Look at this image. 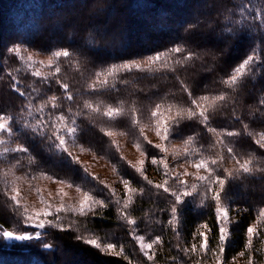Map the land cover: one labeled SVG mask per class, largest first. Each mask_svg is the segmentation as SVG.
Here are the masks:
<instances>
[{"label":"trees","instance_id":"1","mask_svg":"<svg viewBox=\"0 0 264 264\" xmlns=\"http://www.w3.org/2000/svg\"><path fill=\"white\" fill-rule=\"evenodd\" d=\"M242 4L259 6L264 4V0H251V3L249 0H0V112L16 118L12 122L10 145L24 144L37 162L30 167L12 168V158L17 155L14 153L8 154L10 163L0 162V231L32 235L36 231L41 232L39 238L23 242H8L0 235V264H127L122 257L100 252L76 240L75 237L81 233L97 238L101 243L123 245L126 254L136 264H152L140 253L138 242L128 234L129 227L120 219L118 208L122 207L126 199L124 192L116 191L117 185H121V178L129 180L130 186L137 190L128 193L133 197L128 211L137 221L136 234L150 241L157 235L163 239L161 245L154 246L155 264H173L171 257L174 256L186 260L187 264H193L192 258L184 257L175 247L177 229L181 245L189 246L196 242L194 234L198 230L203 231L199 226L208 223L213 228L211 244L216 247L214 204L209 201L201 204L200 197L185 198L178 205L179 223L169 226L171 215L166 209L171 205V198L166 199L168 194L148 185L140 173L130 166L134 163L124 155L118 137L133 145L139 153L146 149V161L150 162L152 156L167 160L170 153L160 152L147 145L140 131L143 129L147 137L146 128L154 131L150 113L155 103H162L164 109L169 104H175L177 108H194L187 94L180 91L176 77L179 76L190 86L195 98L203 95L211 97L225 90L221 79L231 74L234 67L252 54L253 49L264 60V29L250 26V18L248 21L242 19ZM189 23L199 25L190 34L184 31ZM12 43L21 49L49 57L57 50L70 51L72 59L78 61L85 72L82 77L64 58H59L62 68L60 78L69 84L74 94L84 91L94 71L130 60L142 61L177 44H184L187 49L195 51L199 58L184 66H175L176 71L161 68L157 64L153 65V71L119 73L117 79L110 80V87L102 89L99 94H75L74 101L68 102L62 98L63 90L54 80L41 84L40 78L31 75L35 69L32 65L29 67L31 63L23 50V59L4 51V47ZM207 53L215 55V60ZM47 69V72L53 70ZM9 73L16 76L19 81L17 86L25 92V96L12 89L11 85L15 81ZM121 80L127 83H121ZM33 88L40 89V92H33ZM227 91L225 106L210 109L214 114L209 127L215 128L217 133L241 131L242 124L232 115L235 110L251 131L264 130V115L257 111V100L264 96V66H261L260 61L256 62L253 71L242 79L235 91ZM52 95L61 97L58 101L61 108L52 110L49 105L45 109V116L63 111L70 116V120L76 121V134L66 137L68 152L57 149L47 139L52 129H46L47 135L41 137L17 122L34 124L40 116L35 108ZM137 97L140 104L134 105L133 100ZM85 100L98 106L99 111H82ZM29 102L32 103V115H28ZM109 106L122 108V114L110 120L103 115ZM133 107L137 109V124L132 122ZM108 131L113 135L107 136L105 133ZM189 137L192 139L189 140ZM222 138L225 143L231 142L230 146L234 147L240 159L248 158L250 153L257 157L261 155V150L243 133L239 137ZM186 140L189 141L187 144ZM216 140V134L209 132L197 119L185 117L179 124L173 125V132L165 146L177 144L181 148L178 160L188 165H192L200 156L214 159L219 153L225 157L221 168L233 170L236 167L234 161L228 157L223 146L216 144ZM138 144L141 146L139 149ZM185 148L188 149L187 153L184 152ZM76 149H86L105 161L113 169L112 174L103 176L91 171L75 155ZM168 163L173 171L174 162ZM150 167V164L145 163L143 173L153 184L164 179H169L172 184V179L165 176L162 166L153 165L158 175L150 172ZM220 170L217 169L218 172ZM14 175L28 182H37L49 176L55 181L65 180L73 184V189L76 190L78 186L82 191L91 192L106 202L111 196L110 190H114L116 196H112L109 206L98 210L96 215L79 217L71 211H61L59 215L62 223L75 221L72 229L61 231L49 226L36 229L23 223L14 202L10 200L14 187V180L10 178ZM100 181H104V184ZM193 183L199 185L196 179L188 181L189 186ZM105 185L108 187L105 188ZM141 188L144 189L143 193L139 191ZM223 195L226 206L231 208L232 223L226 251V257L230 259L244 251L245 230L255 223L258 210L264 207V176L241 174L239 177H229ZM117 198L121 199L119 205L115 203ZM73 206L69 204L67 208ZM24 208L21 203L19 211ZM85 229L90 231L85 232ZM44 244L51 247L45 248ZM253 245L256 251L252 255L256 263L264 264V231L254 238ZM211 256L209 253L202 264H212ZM195 259H201L200 255L197 254Z\"/></svg>","mask_w":264,"mask_h":264},{"label":"snow or ice","instance_id":"2","mask_svg":"<svg viewBox=\"0 0 264 264\" xmlns=\"http://www.w3.org/2000/svg\"><path fill=\"white\" fill-rule=\"evenodd\" d=\"M251 3V0H249ZM241 16L244 21L251 20L252 27H257L264 29V4L259 6L249 7L246 4L241 5ZM258 22V23H257ZM198 23H189L184 28L185 33H192L197 27ZM233 31H236L233 29ZM27 51V49H24ZM4 51L7 54H14L16 57L21 56V47L16 43H12L11 46H5ZM206 55H212L207 53ZM59 58H64L67 63L80 75L83 77L85 72L81 69L80 63L72 59V53L68 50H57L52 53V56L47 61V66L53 70L43 73L39 70L32 71L31 75L33 77L40 78L39 82L41 84H48L50 80H54L55 84L58 85L59 89L63 90L62 98L68 102L74 101L75 94L82 95H93L99 94L102 89H107L110 87V80L117 79L119 73L122 72H132L133 70L138 71H153V65L159 64L161 68L170 69L176 71L175 66H184L194 59H198L199 56L195 51L187 49L184 44H177L165 52H158L155 55L148 56L142 61L130 60L121 64H113L107 69L97 70L91 73L92 79L90 83L86 84V87L83 92L73 93L70 91V86L68 83L64 82L60 78L62 68L59 65ZM213 60H215V55H212ZM28 60L32 61L31 55L28 56ZM260 61L261 66H264V60L261 59L258 51L256 49L252 50V54L247 55L246 58L239 63L238 66L234 67L231 74L221 79V84L224 85L225 90H221L213 96L203 95L199 98L193 96V90L188 84L183 80H180L177 76V80L180 83V91L186 93L190 98V103L193 107L188 109L177 108L175 104H169L167 109L163 108L162 103H155L154 107L151 109V117L153 118L154 131L157 137H159L162 143L153 144V141L148 139L144 135L143 129H141L140 134L146 141L147 145L151 146L154 149L159 150L160 152H165V143L169 141L170 134L173 132V125L179 124L181 120L185 117L188 119H197L199 123L204 125L207 130L211 133H215L217 136L216 144H219L224 147L228 157L232 159L236 165L233 170H226L221 168L222 161L225 159L224 156L217 153L216 158L209 159L203 156L196 159L192 166L196 169L197 175L196 180L199 182V185L196 183L188 185V181L182 179V176H191L192 173L187 171L184 172H173L170 168L168 161L165 158L157 159L155 156L150 158L152 165L162 166L165 176L172 179V184L169 183V179H164L160 183L153 184V181L148 179L147 176H144L143 169L145 166V160L141 159L137 161V164L130 165L137 173L143 177L148 185H152L156 190H162V193L168 194L166 199L171 198V205L166 211L171 215V219L168 221L169 226L176 225L178 221V205L182 204L185 201V198L188 197H200L201 204H204L205 201H209L210 204H214V221L215 230L217 236L215 237L217 244L216 247H212L211 240L213 228L209 227L208 223H203L199 227L203 231H197L194 234L193 239L196 241L189 246H182L180 242V232L177 229L176 237L177 243L175 247L178 249V252L183 253L184 257H190L193 259V264H202L203 260L207 258L208 254L211 253L215 259V264H225L226 262V251L227 243L229 241V224L232 223L230 217V206H226L224 199V192L226 187V182L229 177H239L241 174L245 176H254L256 174H261L264 176V130L260 131H251L249 125L243 122V119L240 116L236 115L235 110L232 115L242 124L241 131H225L223 133H217L216 129L209 127L213 112H210V109H214L217 106H225V102L228 100V91L235 89L240 85L243 78H245L249 73L253 71V66L256 65V62ZM34 63V62H33ZM31 67V64L29 65ZM158 70V69H155ZM12 80L15 83H12V89L21 96H25V92H22L20 87H18L19 81L12 73H9ZM121 83H127V81H120ZM33 92H40V89L33 88ZM142 91V90H140ZM135 95V92L132 94ZM61 97L56 95L49 96L46 101L41 103L35 108V111L40 113L39 118H36L35 123H30L26 121H17L21 123L24 128L31 129L33 133L39 134L41 137L47 135L46 129H52L50 135H47V139L55 144L57 149L62 150L63 152H68L66 147L67 139L66 137H73L77 132V127L75 126L76 121L70 120L69 115H65L63 111H60L59 114H49L45 116V109L51 106L52 110H57L61 108V104L58 101ZM133 104H140L138 97L133 100ZM258 108L257 111H261V114L264 115V96H261L257 100ZM83 110L99 111V107L95 106L92 102L85 100L83 103ZM69 114L71 113V108L68 109ZM123 112V109L120 107H107L103 112V115L108 117L110 120H114L116 117L120 116ZM28 115H32V103L29 102L28 105ZM132 115L134 117L133 123L137 124L138 120L135 119L137 115L136 107L132 108ZM16 121V118L10 114L6 115L0 112V145L6 144L7 141L3 139V136L6 134L9 138L13 135L12 122ZM247 135L252 142L261 150V155L257 157L256 154L250 153L248 158L240 159L237 156V153L234 147L230 146V143H225V139L222 137H239L241 134ZM107 136H112L113 133L108 131L105 133ZM192 137H189L191 140ZM189 141L186 140L185 144ZM115 143V141H113ZM141 146L138 144L137 148ZM215 147V145H213ZM184 152L187 153L188 149L185 148ZM14 153L17 154L12 159L14 163H11L12 168H24L35 165L37 162L35 158L30 154L28 147L24 144H16L13 146H7L0 148V162H9L8 154ZM23 154H26L23 155ZM71 155V153H69ZM141 156L148 158L147 150H141ZM217 169H221L219 172ZM48 179H53L49 176ZM56 183L64 185L68 188H72L73 184L65 180H56ZM101 184H104V181H100ZM120 183L124 187V195L126 199L124 200L122 207L118 208L120 219L126 222V225L129 227V235L133 240L139 243V251L143 254V257L146 258V261L152 262L155 264V255L154 246L161 245L163 239L161 236L157 235L154 239L151 240V243L145 242V237L142 235L136 234V229L138 227L137 221L129 215V208L133 202V197L128 195V193H134L137 190L130 186V181L127 179L121 178ZM177 185L178 187H173ZM108 186L105 185V188ZM203 189L201 192L200 189ZM63 191V189H60ZM76 191L81 193V198L78 201L76 206L67 208L63 203L56 207L52 208L51 205H47L45 208H42L34 213H30L27 208H24L23 211H19L20 201V192L18 189L13 188L11 190L12 194L10 195V200L14 202L19 216L22 218L25 225H32L36 229H45L46 226H49L54 229L61 231H66L75 227V221L64 224L62 223V217L59 215L61 211H71L72 214L79 217H88L89 215H96L98 210H103L109 206L111 202V197L116 196L114 190L111 191V196L108 198V202L104 199H100L95 196L93 193L88 191H82L80 187H76ZM143 193L144 189H139ZM115 203L119 205L121 199L117 198ZM165 211V210H161ZM52 217V218H50ZM85 232L90 230L85 229ZM264 231V207H261L258 210V214L255 218V223L249 225L245 230L246 243L244 244V251L238 253V256L247 255V264H256L255 258L252 255L256 251L253 245V240L255 237L261 235V232ZM0 235L5 240H18L26 241L32 240L34 238H39L41 236L40 231H36L34 235L32 234H16L14 231H2ZM76 240L81 241L85 245L91 246L100 252L111 254L113 256L122 257L127 261V264H136L135 260L131 259L125 251L123 245H117L116 243H101L97 238H92L90 236L84 235L81 233L75 237ZM45 248L51 247L49 244H44ZM199 254L201 259H195V256ZM173 264H187L186 260H182L179 256L171 257ZM235 257H233V262H235Z\"/></svg>","mask_w":264,"mask_h":264},{"label":"rangeland","instance_id":"3","mask_svg":"<svg viewBox=\"0 0 264 264\" xmlns=\"http://www.w3.org/2000/svg\"><path fill=\"white\" fill-rule=\"evenodd\" d=\"M22 50L25 52V56L27 57V59L28 56L31 55L32 61L29 60L28 61L31 63V65L34 67L35 70H39L43 73H47L48 71L47 61L50 58L49 56H44L36 52L25 51L24 49ZM146 133L149 139L152 140L153 142L156 143L161 142L159 137L156 136L155 131L146 128ZM3 139H5L7 143L0 145V148L11 146L10 138L6 134L3 136ZM118 141L120 142V145L123 148L124 155L129 161L133 162L134 164H137V161L141 159L145 160V157L141 156V153H139L138 150L133 145L128 143L125 139L118 137ZM165 147L167 149L165 152L167 154L170 153V156H168L167 161L174 162L172 165L173 171L174 172L187 171L189 173H192L191 176L181 177L186 181H191L192 179H196V175H197L196 169L192 165L185 164L184 162H180L178 160L181 152V148H178L177 144H172V143H169V145L167 144V146ZM74 152L75 155L78 157V159L94 173L101 174L103 176L112 174L113 169L105 161L101 160L90 151L86 149H76ZM145 163L151 165V167L149 168L150 172H153L154 175H158L156 171H154L156 169L153 168L151 162L145 160ZM10 179L14 180L13 188L19 190L20 201L22 204H24L25 208H27L30 213H34L35 211L45 208L47 205H51L53 209L60 206L62 203L66 207H68L69 204L76 206L78 204L79 199L81 198V193H78L73 188H68L64 185H60L56 183L55 180L53 179L50 180L48 178H43L37 182H28L23 178L17 177L15 175L12 176ZM117 186L119 187L116 188V191L119 190L118 192L120 193L124 192L123 184ZM60 189H63V191H60ZM3 231H7V230H3ZM6 241L23 242L18 240H6ZM145 242L151 243V241L147 240L146 238H145ZM235 258H236L235 262H233V257H232L230 259H227L225 264H247V257L235 256ZM210 263L215 264V259L213 255L210 258Z\"/></svg>","mask_w":264,"mask_h":264}]
</instances>
